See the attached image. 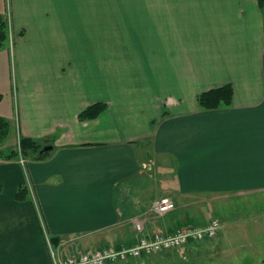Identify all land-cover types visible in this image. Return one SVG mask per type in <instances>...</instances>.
Here are the masks:
<instances>
[{"label":"crops","instance_id":"obj_1","mask_svg":"<svg viewBox=\"0 0 264 264\" xmlns=\"http://www.w3.org/2000/svg\"><path fill=\"white\" fill-rule=\"evenodd\" d=\"M0 13L9 25L0 149L57 133L46 160L0 158V264H52L46 236L59 238L54 249L65 256L133 244L135 219L145 231L197 224L185 202L196 196L264 199L256 0H0ZM224 84L231 104L199 106L197 94ZM99 101L107 107L96 118L77 119ZM148 158L162 192L184 200L162 216L151 210L156 193L143 200L139 191ZM204 242L121 264L212 254Z\"/></svg>","mask_w":264,"mask_h":264},{"label":"rangeland","instance_id":"obj_2","mask_svg":"<svg viewBox=\"0 0 264 264\" xmlns=\"http://www.w3.org/2000/svg\"><path fill=\"white\" fill-rule=\"evenodd\" d=\"M143 167L150 176V179L141 180L143 182L139 183L143 200H147L156 193L151 203L161 196L172 199L175 209L183 203L182 198L183 201L177 200L171 197L170 193L162 192L157 181L160 173L153 159H145ZM163 173L165 172L162 170L161 175ZM196 197L193 200L187 199L185 202H191L188 206L194 209L191 211L196 216L197 224H205L212 217L218 218L221 223L217 236L206 239L204 242L208 249L210 247L209 251L212 254L205 252V255L193 254L188 259L176 258L168 262L150 260L142 264H262L264 262V210H262L264 199L250 198L249 195Z\"/></svg>","mask_w":264,"mask_h":264},{"label":"built area","instance_id":"obj_3","mask_svg":"<svg viewBox=\"0 0 264 264\" xmlns=\"http://www.w3.org/2000/svg\"><path fill=\"white\" fill-rule=\"evenodd\" d=\"M20 160L23 162L22 158ZM174 208L175 204L168 196H161L155 199L151 205L152 212L158 216L164 215ZM220 228L219 219L213 217L204 226L184 224L171 232L145 231L143 224L135 219L134 229L138 235L136 242L133 244L109 245L65 256L57 254L48 236H46L45 240L52 264H121L128 261L129 258L138 259L143 255L155 252L179 249L190 242H200L205 239L215 238Z\"/></svg>","mask_w":264,"mask_h":264},{"label":"trees","instance_id":"obj_4","mask_svg":"<svg viewBox=\"0 0 264 264\" xmlns=\"http://www.w3.org/2000/svg\"><path fill=\"white\" fill-rule=\"evenodd\" d=\"M258 6L264 10V0H256ZM9 37L8 18L0 13V48ZM233 98V88L230 84H224L218 87L209 88L197 94L196 99L199 106L203 109H214L220 106L231 104ZM107 104L105 102H94L77 114V119L80 121L94 119L103 110ZM9 122L4 117L0 116V143L4 140L8 133ZM57 133L34 139L27 136H20L18 143L14 147H10L6 152L0 149V158L10 159L12 157L21 156L23 159H31L33 161H43L48 159L53 154V145L51 144L56 138ZM47 142L49 144H47ZM44 147H48L44 149ZM1 188V186H0ZM26 187L19 188L17 191L18 197H23Z\"/></svg>","mask_w":264,"mask_h":264},{"label":"water","instance_id":"obj_5","mask_svg":"<svg viewBox=\"0 0 264 264\" xmlns=\"http://www.w3.org/2000/svg\"><path fill=\"white\" fill-rule=\"evenodd\" d=\"M48 147H44V149H47ZM58 237L57 236H53L52 238H51V242L54 244V245H57V243H58Z\"/></svg>","mask_w":264,"mask_h":264}]
</instances>
